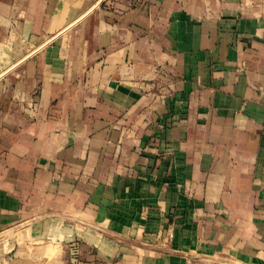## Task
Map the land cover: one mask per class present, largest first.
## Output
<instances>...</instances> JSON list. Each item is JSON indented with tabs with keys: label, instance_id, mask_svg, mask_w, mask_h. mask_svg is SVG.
<instances>
[{
	"label": "crops",
	"instance_id": "0c3cea01",
	"mask_svg": "<svg viewBox=\"0 0 264 264\" xmlns=\"http://www.w3.org/2000/svg\"><path fill=\"white\" fill-rule=\"evenodd\" d=\"M8 227L30 264H264V0H0Z\"/></svg>",
	"mask_w": 264,
	"mask_h": 264
},
{
	"label": "rangeland",
	"instance_id": "374dc122",
	"mask_svg": "<svg viewBox=\"0 0 264 264\" xmlns=\"http://www.w3.org/2000/svg\"><path fill=\"white\" fill-rule=\"evenodd\" d=\"M9 229H10L9 227L5 228L3 230L0 229V238H3V239L6 238L5 242H3L0 239V264H30L31 262H34L35 259H33V258L25 257L23 255H21V256L15 255L17 248H14V246H12V244H11L12 241H11L10 237L8 236ZM52 244L48 240H46L44 242V239L42 241L40 238L38 241L37 240L26 241L22 246V250L23 251L25 250L26 252H29V253L37 252L38 255H35V256H39L37 262H39V261L43 262V261H45V254L51 257L52 254L56 252L57 248L56 247L54 248V245H52ZM61 245H63V249L65 250V252L67 254V260L65 263L66 264H72V261H70L69 256L75 255L74 254L75 247L73 245L72 246L69 245L68 242H63ZM71 247H72V249H71ZM57 250H60V249H57ZM39 252H43V254H41ZM31 256H32V254H31ZM41 257H43L44 260H42Z\"/></svg>",
	"mask_w": 264,
	"mask_h": 264
}]
</instances>
